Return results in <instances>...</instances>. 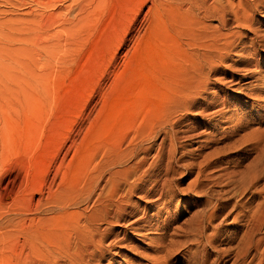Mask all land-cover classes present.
I'll list each match as a JSON object with an SVG mask.
<instances>
[{"label":"rangeland","instance_id":"1","mask_svg":"<svg viewBox=\"0 0 264 264\" xmlns=\"http://www.w3.org/2000/svg\"><path fill=\"white\" fill-rule=\"evenodd\" d=\"M192 1L0 0L1 224L76 194L108 154L134 152L147 177L120 184L125 210L103 225L100 264H243L249 226L235 217L264 204V4L243 29L197 18ZM198 21L233 35L211 65L186 43ZM192 59L205 89L172 102L196 76ZM17 229L0 225V264H28L9 250Z\"/></svg>","mask_w":264,"mask_h":264},{"label":"bare ground","instance_id":"2","mask_svg":"<svg viewBox=\"0 0 264 264\" xmlns=\"http://www.w3.org/2000/svg\"><path fill=\"white\" fill-rule=\"evenodd\" d=\"M192 4L193 5L189 4L188 8H194L195 16H197V18H199V16H202V18L217 16V18L219 17L220 19L219 23L222 28H229L231 26L237 25V27L239 26L243 29H251V26L254 23L253 14L255 11H257V8L259 6L261 7V5L264 4V0H194L192 1ZM197 23L201 28L197 30L195 34L189 33V40L186 43L190 50L193 51V54L197 50H202L203 62L201 63H207L208 65H211V63L214 61L216 53L219 54V51L226 50L227 48L232 46L230 37L233 35H229V32H220L218 28L212 30L204 21H198ZM251 42L255 43L253 42V39L251 40ZM197 59L196 61L192 59L191 63L187 67L188 70H193L192 73H195L196 76L194 77V74L191 76L190 82L185 84L184 88L179 91L180 93L177 98H172V102H175L173 100L179 99V97H189L192 96L197 90L205 89L203 88L205 84L201 83L202 81L198 82V79L200 77V75L198 74V71L200 70L198 69H200L199 66L201 65L199 64ZM257 63V60L249 63L250 65L247 63V65L243 66V68H246L247 71H250L252 69V66H257ZM200 92L197 91V93ZM184 108L186 107L184 106ZM130 153L131 154L128 155H125L124 153H116L114 155L108 154V156H105L103 159H101V162L98 163L93 175L91 174V176L88 177L85 175L88 178L85 182L86 184L80 191L78 188V190L75 191L76 194L69 193L66 195L65 193V196H61L62 198H58L55 196L57 200H48L46 202V206L43 208L40 206L35 208L36 203L32 201L33 203H35V207H33L34 209L31 213V215H34V217L32 218H28L27 216V219L19 211V213L16 211L17 214L12 212L13 214H16V216L13 215L11 220H4L6 223H0V225L8 227L18 226L17 230L11 231L14 233V235L17 236V238L14 240L13 245H11L9 250H11V252L14 251L15 256L17 255L18 258L21 257V255H24V261H27L28 264H100L101 259H103L104 255L108 252L109 249V246L105 247L104 245L106 244L103 245V243L106 242L105 240L108 238L110 232H108L106 228H103V225H109L113 222H117L119 214L125 210L123 200V198H126L125 195L123 196L121 194L118 198H116L117 200L115 199L120 184L127 183L130 178L136 177L135 180L140 179L141 181H143L144 178L147 177L146 172L143 173L141 178H139L140 176L136 174V170L138 167L137 162H134L133 164L130 163L134 160H132V158L135 157V154L134 152ZM98 159L100 158L98 157ZM85 165H87L86 162ZM84 168L82 167V169ZM82 169L81 172L85 170ZM255 174L253 173L254 178ZM104 179L106 180L105 184H110L107 196L110 199H105L106 197L103 198L101 193H98L99 184ZM251 181L252 180H250V182ZM251 185L252 184H250V186ZM128 187L132 192H134L139 186L138 184H134V186L128 185ZM262 191H264V188ZM4 197V200L6 201L10 199L8 195H5ZM93 200V207H91L93 209L91 212H80L79 205L82 204V202H85V204H87L90 202L92 203ZM258 204L261 205V208L259 206L257 211H254L250 214L246 211V213L244 212V214H240L235 217V219H237L239 216H245V222L249 226L245 231H243L239 246L241 248H238L237 251H235L236 260L243 262V264H264V234L258 236L259 231L261 229L264 230V204L259 201ZM24 209H26L27 211V207ZM87 210L85 208V211ZM24 212L25 211H23L22 213ZM141 218L142 217L136 218L133 221V224L138 223ZM214 218V214H211L209 216L208 222H210ZM27 220L30 221L28 225H26ZM47 222L49 224L45 225V223ZM217 227H219V225H217L216 228ZM6 231L9 232L10 230ZM121 238L124 240L129 239V237L125 233L123 234V236H121ZM251 252L253 253L252 255ZM246 257L248 258L246 259Z\"/></svg>","mask_w":264,"mask_h":264}]
</instances>
